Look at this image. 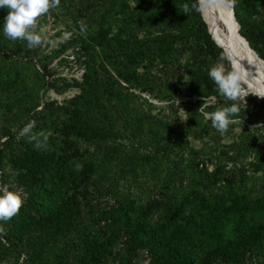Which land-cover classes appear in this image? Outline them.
Returning <instances> with one entry per match:
<instances>
[{
	"label": "trees",
	"instance_id": "16d2710c",
	"mask_svg": "<svg viewBox=\"0 0 264 264\" xmlns=\"http://www.w3.org/2000/svg\"><path fill=\"white\" fill-rule=\"evenodd\" d=\"M195 3L60 0L66 13L87 25L86 35L79 31L74 37L80 40L77 58L84 71L75 82L79 92L64 104L46 102L32 109L37 131L62 128L57 136L47 134L45 150L17 140L25 123L15 132L4 128L0 175L8 174L25 197L17 215L0 221V264L21 255L25 264H137L142 251L146 264H264V139L252 128L244 127L228 146L235 157L234 174L221 166L209 170L191 156L188 166L176 171L167 170L163 160L148 164L149 155L158 151L166 155L186 149L188 135L201 139L209 134L211 121L198 112L203 97L213 98L211 112L232 103L207 75L223 52L207 35L212 37ZM231 6L240 35L264 60V0H234ZM6 15L7 9L0 8V46ZM5 54L0 55V94H11L22 80L11 59H1ZM224 63L231 68L232 62ZM148 64L177 75L179 84L173 86L187 97L180 103L184 123L179 116L171 121L153 112L151 103L134 97L131 89L147 79L139 68ZM48 85L57 92L70 86L55 87L53 80ZM245 100L233 118L251 123L264 111V98L249 93ZM115 120H122L130 134H119ZM63 133L83 139L86 147L75 148L80 160L60 148ZM127 143L133 152H126ZM134 144L147 152L139 153ZM188 147L189 155L198 154ZM77 164L82 165L79 171ZM144 174L149 187L156 188L149 197L133 196L119 184L121 178ZM93 182L106 187L112 203L94 202Z\"/></svg>",
	"mask_w": 264,
	"mask_h": 264
},
{
	"label": "rangeland",
	"instance_id": "374dc122",
	"mask_svg": "<svg viewBox=\"0 0 264 264\" xmlns=\"http://www.w3.org/2000/svg\"><path fill=\"white\" fill-rule=\"evenodd\" d=\"M59 6L53 9V11L50 10L48 14L38 18V24L45 26L47 29V40L42 46L28 49L25 40H10L5 37L2 29L0 55L6 51V57H1V59H11L10 61L18 71L20 80L22 81L16 84L15 90L11 94H0V142L5 133V127L15 132L21 123H27L32 120L33 107L41 109L42 105L46 102L62 105L65 101H68L79 92V88L75 85V82L81 80L84 68L77 58L80 40L74 37L80 31V20L75 21L74 18L71 17V14L66 13L68 11L64 10V6ZM255 10L258 11V9ZM20 41H22L21 43L23 44L22 48L17 47V43ZM96 49L98 50V47H96ZM47 71L51 73V76H48ZM139 71L143 72L147 79L142 86L131 89L134 97L140 102L151 103L153 112L164 117H169L171 121L175 116H179L181 122L184 123L186 118L182 113L184 111L180 103L185 101L187 97L177 92V88L173 86L179 84L176 77L177 75L173 78L165 69L150 64H148L146 68L140 67ZM179 72H181V69ZM52 80L55 87H62L67 82H69L70 86L65 88L62 92H57L54 87L48 85V82ZM243 87L248 93L255 95L254 93L256 92L251 90L244 82ZM257 97L258 99L264 98ZM205 101L210 105L213 98H205ZM201 105H199L198 108H200ZM175 109H179L177 110L179 114H174ZM205 111L211 112L208 107L205 108ZM260 112L261 113L254 116L251 123H247L246 119L243 117L233 118L236 122L230 124L228 130L224 133L212 128L209 130V134L203 136L201 139H194L191 135H188L189 145L195 150H198L197 155L193 153L189 155L190 148L188 147L189 145H187V148L181 152L173 151L165 155L162 151H158L154 155H149L150 160L148 164L151 166L154 161L163 160L167 170L176 171L181 168H186L191 156L195 157L196 161L200 164H205L209 170L221 166L226 174H234L235 170L233 166L235 163L233 162V158L235 157L233 153L229 151L230 149L228 150V146L232 141L240 137L239 133L244 127L252 128L255 136L264 139V111L262 110ZM122 124V120H118V122L116 120L114 121V126L118 129L119 134L124 136L129 135L130 129L127 128L125 130ZM61 129L60 125H53L47 128L46 131L43 129V131L48 135L53 134L57 136ZM64 132L68 134L66 129H64ZM62 135L65 138V143L61 142L60 148L75 154L74 160H80L79 153H76L75 148H79L80 146V149H83L86 147L82 144L83 139L75 136V140L73 134H69L68 137H65L64 133ZM211 136H215V138H210ZM74 141H76V143H74ZM134 148L137 149L139 153L144 154L147 152L144 147L137 148L135 144ZM125 150L129 153L131 151L133 152L130 143H127ZM250 160L249 158L248 161L250 162ZM245 162L247 163L246 160H240V163ZM149 166L145 171L146 174L150 171L151 167ZM6 167H8V165ZM119 184L122 185L125 191L132 193L133 196L134 194H141V196L149 197L153 194V190L156 192V188L153 187L151 189L149 187L145 174L139 178H121ZM3 186H7L10 190L19 192L22 198L25 197V193L22 192L21 188H17L13 184L8 174L0 175V187ZM90 191L96 204L105 205L113 202V198L108 193L106 187L93 182L90 186ZM146 256L144 251L140 252L135 262H137V264H146ZM24 261L25 257L21 255L18 259L8 257L3 260L2 264H25Z\"/></svg>",
	"mask_w": 264,
	"mask_h": 264
},
{
	"label": "clouds",
	"instance_id": "9594fccd",
	"mask_svg": "<svg viewBox=\"0 0 264 264\" xmlns=\"http://www.w3.org/2000/svg\"><path fill=\"white\" fill-rule=\"evenodd\" d=\"M218 0H196L193 8L203 12L206 8L213 6ZM231 6L234 0H220ZM60 5V0H0V8L7 9V15L4 17L3 33L10 40L23 39L27 42V48L33 49L42 46L47 40L46 27L38 24V18L48 14L51 9ZM184 13L189 12V6L183 5ZM80 23V33L87 34V25ZM225 59L231 63L232 58L226 57L223 53L217 58V61L208 70V77L214 83L219 95L225 100L232 102L229 106L217 107L214 111H205L208 107L207 101L203 97V103L198 112L203 115L205 120H210L212 127L217 131L224 133L229 125L235 123L233 119L240 113V103L246 104L245 97L249 95L243 87L242 76L235 64L231 68L225 66ZM186 80V79H185ZM259 97H264V91L254 93ZM17 140L25 139L37 150H45L48 141V135L43 131L36 130V122L30 120L19 128L16 133ZM82 169V165L77 164L76 170ZM23 203L21 194L10 190L7 186L0 187V221L7 222L17 215ZM2 231V229H0Z\"/></svg>",
	"mask_w": 264,
	"mask_h": 264
},
{
	"label": "bare ground",
	"instance_id": "6f19581e",
	"mask_svg": "<svg viewBox=\"0 0 264 264\" xmlns=\"http://www.w3.org/2000/svg\"><path fill=\"white\" fill-rule=\"evenodd\" d=\"M202 15L216 43L234 58L231 62L239 69L243 82L254 92L264 91V61L240 38L238 22L231 15L230 6L218 0Z\"/></svg>",
	"mask_w": 264,
	"mask_h": 264
},
{
	"label": "water",
	"instance_id": "95a60500",
	"mask_svg": "<svg viewBox=\"0 0 264 264\" xmlns=\"http://www.w3.org/2000/svg\"><path fill=\"white\" fill-rule=\"evenodd\" d=\"M230 10H231V15H234V13H233V8H232V6H230ZM237 22V21H236ZM203 25H204V23H203ZM205 27V26H204ZM238 29H239V24H238ZM206 30V29H205ZM207 32V31H206ZM239 32V31H238ZM240 34V33H239ZM207 35L209 36V38L214 42V44L226 55V57H229L228 56V52L224 49V48H222V47H219L218 45H217V43L212 39V37H210V35L207 33ZM240 36V38H242L243 40H245V42L246 43H248L247 42V40L242 36V35H239ZM251 48V47H250ZM252 49V48H251ZM253 50V49H252ZM254 51V50H253ZM230 54V53H229ZM264 61V60H263ZM230 64V63H229ZM230 67H231V64H230Z\"/></svg>",
	"mask_w": 264,
	"mask_h": 264
}]
</instances>
